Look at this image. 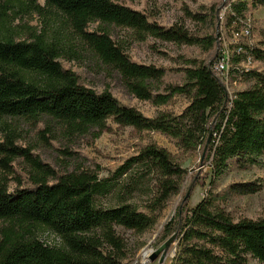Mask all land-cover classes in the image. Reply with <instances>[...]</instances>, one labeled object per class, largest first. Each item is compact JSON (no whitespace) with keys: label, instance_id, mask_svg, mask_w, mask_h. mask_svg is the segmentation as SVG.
<instances>
[{"label":"trees","instance_id":"16d2710c","mask_svg":"<svg viewBox=\"0 0 264 264\" xmlns=\"http://www.w3.org/2000/svg\"><path fill=\"white\" fill-rule=\"evenodd\" d=\"M10 2L14 0L0 3V166L11 173L12 163L22 158L32 171L29 185L18 180L10 190L0 181V220L5 223L0 264H127L131 255L118 227L137 233L153 228L188 174L166 148L152 144L110 177L90 169L58 173L30 147L17 144L8 124V119L17 118L50 119L68 135L97 130L96 137L112 119L166 134L186 151L201 150L211 160V188L194 207L189 206L191 190L186 192L162 230L163 242L177 235L174 264H250L249 257L264 263V218L235 220L217 203L230 193H256L260 185L233 184L226 193L215 191L231 160L246 168L264 157V70H232V77L252 85L239 90L230 106L226 88L213 71L215 59L190 60L182 84H164L167 69L134 61L111 27L128 29L139 41L153 37L209 50L217 45L216 35L196 36L178 24L163 26L117 0H29L28 11L46 17L48 24L58 21L59 27L52 32L29 28V38L19 39L9 24L11 13H18ZM252 4L264 6V0ZM247 12L245 2L234 3L227 24L240 23ZM92 24L96 28L90 29ZM245 48L264 63V40ZM246 57L235 56L234 65ZM62 59H81L120 77L140 100L161 106L185 95L189 104L179 114L147 117L121 103L111 89L97 91L81 82ZM196 179L193 182L199 183ZM46 233L53 239L45 238Z\"/></svg>","mask_w":264,"mask_h":264},{"label":"rangeland","instance_id":"374dc122","mask_svg":"<svg viewBox=\"0 0 264 264\" xmlns=\"http://www.w3.org/2000/svg\"><path fill=\"white\" fill-rule=\"evenodd\" d=\"M5 0H0V3ZM136 10L145 12L151 21H156L163 26L175 24L183 25L190 33L196 36L216 35L223 32L228 43L235 40V44L253 43L260 45L264 40V6L254 7V0H247L251 7L247 15L246 24H227L224 12L235 0H117ZM41 4L44 0H40ZM18 13H11V28L16 30L19 39L29 38V28L32 32L46 29L52 32L59 27L58 21L48 24L44 16L26 9L29 0H14L9 3ZM13 12V11H12ZM17 19L12 22L13 16ZM248 23V24H247ZM97 24L90 25V29ZM250 27L246 32L245 27ZM237 28H239L237 30ZM31 30V29H30ZM114 38L122 44L132 59L139 63L154 64L167 69L164 84H182L185 81L183 68L190 60L209 63L217 57L218 43L215 48L206 49L196 45L176 44L160 41L149 37L145 41L136 39L135 34L122 27H111ZM66 68L75 71L81 78V82L89 87L102 91L111 89L119 101L125 105L135 107L147 117H156L162 112L173 114L181 113L189 104L185 95L175 96L169 103L157 106L150 101L140 100L129 93L123 86L120 77L109 76L101 71L86 65L81 59L73 61L63 60ZM252 83L242 81L238 90L250 87ZM236 89V88H235ZM10 129L17 135V144L22 147H30L32 153L38 156L43 163L49 164L58 173H66L75 170H94L100 177H110L116 169L127 159L137 155L148 145H156L166 148L175 161L187 168L188 174L183 180L181 191L174 194L160 212L156 225L145 231L137 233L118 227L119 233L124 237L130 253L127 264H143L148 257L144 252H151L162 244L163 227L175 215L184 195L191 188L189 206H196L207 195L210 186V159L203 156L201 150L196 152L186 151L177 143V140L159 131L143 130L133 126H124L112 119L106 122V127L99 137L98 131L89 134L68 135L61 125L50 119L41 121L17 118L8 119ZM6 132V131H5ZM8 132V131H7ZM6 132V133H7ZM0 141H4V135L0 132ZM13 170L8 173L0 166V181L7 182L10 190H13L18 182L24 185L30 183L31 166L22 158L12 163ZM194 177L200 180L194 183ZM196 179V180H198ZM256 183L260 189L252 194L230 193L224 200L218 201L220 208L229 213L235 220L242 218H264V157L261 163L249 167H241L235 160L225 173L217 180L215 191L226 193L233 184ZM5 223L0 220V235ZM45 238L52 240L48 233ZM55 239V238H54ZM178 249V240L172 245L168 257L163 264H174V256ZM149 255V254H148ZM250 264H264L258 259L249 257ZM147 264H159L158 261Z\"/></svg>","mask_w":264,"mask_h":264},{"label":"built area","instance_id":"2783aa9c","mask_svg":"<svg viewBox=\"0 0 264 264\" xmlns=\"http://www.w3.org/2000/svg\"><path fill=\"white\" fill-rule=\"evenodd\" d=\"M243 1L248 6V12L250 11L251 7L248 4L247 0H235L229 4L227 11L224 12V16L227 18L228 11L232 8L234 3H238ZM248 12L246 13L248 15ZM240 19L243 23L249 20L248 17ZM240 22V23H241ZM236 24V23H235ZM248 24V23H247ZM249 26L245 27L244 30L247 32L249 30ZM239 28H237L238 30ZM217 57L213 64V71L216 75L220 78L221 82L224 84L226 91H227V103L231 106L233 98L236 96V93L239 91L238 87L242 83V81L238 77H232V70L236 69L239 70L241 73L248 72L250 70H257L262 72L264 70V63L260 60H256L251 54L247 53L245 48L246 44L249 46H256L257 44L253 43H244L240 44L239 42L235 44V40L232 39L231 42L228 43L223 32L217 37ZM247 55L246 59L240 61V63L236 66L233 63V59L237 55ZM236 88V89H235Z\"/></svg>","mask_w":264,"mask_h":264},{"label":"water","instance_id":"95a60500","mask_svg":"<svg viewBox=\"0 0 264 264\" xmlns=\"http://www.w3.org/2000/svg\"><path fill=\"white\" fill-rule=\"evenodd\" d=\"M191 188L188 190V194L190 192ZM177 239V235L173 234L169 238H167L160 246H158L156 249H152L149 253L146 260L143 261V264L147 263H153L158 261L159 264H163L166 258L168 257L169 251L172 248V245L175 243Z\"/></svg>","mask_w":264,"mask_h":264},{"label":"bare ground","instance_id":"6f19581e","mask_svg":"<svg viewBox=\"0 0 264 264\" xmlns=\"http://www.w3.org/2000/svg\"><path fill=\"white\" fill-rule=\"evenodd\" d=\"M148 254H149V251H145L143 255H144V257H147Z\"/></svg>","mask_w":264,"mask_h":264}]
</instances>
